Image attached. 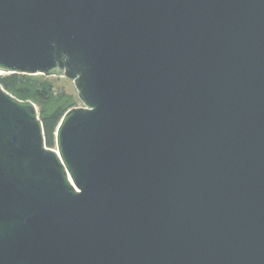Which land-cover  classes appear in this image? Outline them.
Segmentation results:
<instances>
[{"label": "water", "instance_id": "95a60500", "mask_svg": "<svg viewBox=\"0 0 264 264\" xmlns=\"http://www.w3.org/2000/svg\"><path fill=\"white\" fill-rule=\"evenodd\" d=\"M0 73L82 102L0 84V264H264V0H0Z\"/></svg>", "mask_w": 264, "mask_h": 264}, {"label": "trees", "instance_id": "16d2710c", "mask_svg": "<svg viewBox=\"0 0 264 264\" xmlns=\"http://www.w3.org/2000/svg\"><path fill=\"white\" fill-rule=\"evenodd\" d=\"M0 84L21 100H31L38 108L43 123L46 144L55 148V133L63 115L78 106L74 93L58 89L50 77L43 74L0 73Z\"/></svg>", "mask_w": 264, "mask_h": 264}, {"label": "rangeland", "instance_id": "374dc122", "mask_svg": "<svg viewBox=\"0 0 264 264\" xmlns=\"http://www.w3.org/2000/svg\"><path fill=\"white\" fill-rule=\"evenodd\" d=\"M51 80L53 81L54 85L58 88V89H65L68 92L74 93L77 98H78V91L74 85L73 80H70L66 77L63 76H50ZM79 100V98H78ZM82 105V102L79 100L78 106ZM56 149V147L54 148Z\"/></svg>", "mask_w": 264, "mask_h": 264}]
</instances>
